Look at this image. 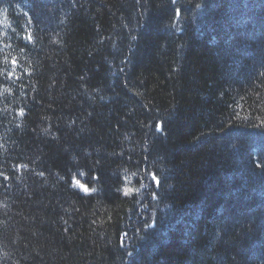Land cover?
<instances>
[{
    "label": "trees",
    "instance_id": "obj_1",
    "mask_svg": "<svg viewBox=\"0 0 264 264\" xmlns=\"http://www.w3.org/2000/svg\"><path fill=\"white\" fill-rule=\"evenodd\" d=\"M0 264H264V0H0Z\"/></svg>",
    "mask_w": 264,
    "mask_h": 264
},
{
    "label": "snow or ice",
    "instance_id": "obj_2",
    "mask_svg": "<svg viewBox=\"0 0 264 264\" xmlns=\"http://www.w3.org/2000/svg\"><path fill=\"white\" fill-rule=\"evenodd\" d=\"M173 2H175V0H173ZM29 40L31 39L30 37L28 38ZM13 65H15V61H13ZM153 181H155L157 184L159 183V181L156 179L155 175L152 177ZM79 187L81 188V190H83L84 192H88V188L86 186H84L83 184H80ZM128 193L126 192L125 195H127Z\"/></svg>",
    "mask_w": 264,
    "mask_h": 264
}]
</instances>
